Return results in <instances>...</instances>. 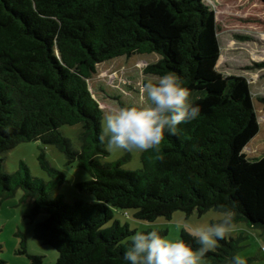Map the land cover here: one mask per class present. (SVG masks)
<instances>
[{"label": "trees", "instance_id": "16d2710c", "mask_svg": "<svg viewBox=\"0 0 264 264\" xmlns=\"http://www.w3.org/2000/svg\"><path fill=\"white\" fill-rule=\"evenodd\" d=\"M220 53L215 12L204 0H0V197L21 190V201H32L31 219L46 214L33 238L56 251L54 264H124L136 231L115 218L116 210L151 222L175 211L232 208L234 223L264 227V153H244L260 129L251 88L245 77L217 70ZM136 54L157 55L145 74L175 73L201 112L144 151L141 168L129 171L122 162L98 161L107 140L101 141L103 113L87 80L97 65ZM257 101L264 107V97ZM63 125L81 126L80 151L59 131ZM32 141L57 146L68 164L85 169L91 179L76 186L96 201L67 204L50 193L65 176L43 152L42 170L56 176L49 183L25 164L23 175L6 173L4 154ZM179 240L199 247L189 232ZM238 250L226 237L202 260L227 264ZM16 253L44 264L25 238Z\"/></svg>", "mask_w": 264, "mask_h": 264}, {"label": "rangeland", "instance_id": "374dc122", "mask_svg": "<svg viewBox=\"0 0 264 264\" xmlns=\"http://www.w3.org/2000/svg\"><path fill=\"white\" fill-rule=\"evenodd\" d=\"M204 2L215 12L216 33L221 46L217 70L224 76L245 77L249 82L260 129L258 135L245 147L244 153L249 158L260 157L264 153V107L257 99L264 97V0ZM239 37H245V40ZM158 59L155 54H136L114 58L97 65L96 73L87 82L103 113V135L104 116L107 113L121 105H147L148 101L141 88L147 81H155L157 76L145 74V68L155 64ZM59 131L70 141L72 150H81L80 125H63ZM106 150L107 155L98 160L101 165L122 162V168L125 170L134 171L141 168V155L144 151L113 150L108 145ZM42 152L50 167L65 176V182L50 193L61 196L67 204L75 201H96L91 193L80 191L76 186L90 180V174L78 167L76 162L68 164L65 155L55 145H43L35 141L20 143L4 154L3 170L11 175H18L19 172L23 175L21 164H25L32 177L49 183L56 176L42 170L38 160ZM22 196L23 192L17 190L14 197H0V259L4 264H29L25 256L16 253L22 238H25L30 253L42 256L44 264H54L56 251L33 238L35 224L43 221L46 214L42 213L31 219L29 213L32 201L28 199L22 202ZM134 213V210H116L114 214L116 219L122 224H127L131 230H157L164 232L166 238L175 241L179 240L181 231L188 232L189 226L217 222L221 219L222 212L210 209L201 215L197 212L187 215L182 211H175L169 218L158 217L151 222L135 219ZM227 237L237 241L239 250L236 255L247 259L248 264H264V227L250 226L241 220L234 223ZM201 263L210 264L205 260Z\"/></svg>", "mask_w": 264, "mask_h": 264}, {"label": "clouds", "instance_id": "9594fccd", "mask_svg": "<svg viewBox=\"0 0 264 264\" xmlns=\"http://www.w3.org/2000/svg\"><path fill=\"white\" fill-rule=\"evenodd\" d=\"M146 106H121L104 116V135L108 147L125 151H147L156 148L165 134L174 135L178 126L192 122L201 109L190 99V92L172 72L147 81L141 88ZM217 222L187 228L198 248L184 240H170L157 230L136 232L124 253V264H201L202 259L218 242L225 239L234 226L236 211L220 213ZM227 264H248L247 259L233 255Z\"/></svg>", "mask_w": 264, "mask_h": 264}]
</instances>
